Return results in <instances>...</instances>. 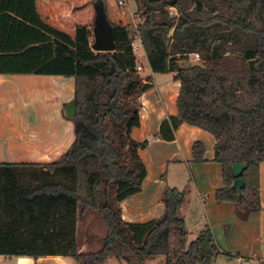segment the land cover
<instances>
[{
  "label": "trees",
  "instance_id": "trees-1",
  "mask_svg": "<svg viewBox=\"0 0 264 264\" xmlns=\"http://www.w3.org/2000/svg\"><path fill=\"white\" fill-rule=\"evenodd\" d=\"M46 1L61 17L58 32L49 24L57 19L43 8ZM94 1L0 0V73L73 76L76 103L74 139L59 159L0 162V256H62L75 264H104L109 257L143 264L156 256L163 264L208 262L220 251L207 225L185 246V221L178 216L185 190L166 185L157 218H122L121 203L140 191L147 173L138 151L148 140H133L131 131L140 125L138 97L151 83L140 77L131 43L139 38L153 73L173 72L180 83L177 112L160 122L156 136L172 141L181 124L211 134L223 183L214 199L232 203L244 220L260 208L264 0H136L137 25L126 4L102 0L113 51L90 47ZM10 26L25 41L7 45ZM37 53L44 57L35 59ZM194 53L201 63L180 64ZM191 151L193 163L205 161L200 141ZM234 163L244 164L240 196L231 187ZM88 211L105 226L95 251H81L76 235L77 220Z\"/></svg>",
  "mask_w": 264,
  "mask_h": 264
},
{
  "label": "crops",
  "instance_id": "crops-1",
  "mask_svg": "<svg viewBox=\"0 0 264 264\" xmlns=\"http://www.w3.org/2000/svg\"><path fill=\"white\" fill-rule=\"evenodd\" d=\"M52 2L48 4L46 1L47 5L43 8L47 10L49 17L51 12L54 13L57 24H49L55 26L51 28L53 31L58 32L60 28L58 25L62 24V20L58 10L53 9ZM42 21L45 23V19ZM16 28L10 26L6 34L7 45L14 46L25 41L23 33ZM49 34L52 37V32ZM92 42L93 37L90 38V45ZM138 50L143 52L142 47ZM43 57L44 54L37 53L35 59L40 60ZM137 65L141 67L140 72H144V66ZM148 70L149 72L142 77L144 81L150 79L151 87L138 97L140 125L131 131L133 140L137 142L148 140L147 146L138 151L147 173L140 191L121 203L122 218L127 222H145L162 214L161 194L166 185H171L168 184L166 176L164 179L161 178L162 174L159 172L151 177L149 166L152 167L154 159H157L161 169L164 166L166 171L169 166L174 168L173 178L176 184L173 187H181L184 180L189 186L188 199L178 209L179 214L186 206V214L182 217L186 225L189 219L186 216H190L191 212L195 213L194 209L196 211L199 208L198 206L192 209L191 205L197 203L200 205L202 222L210 228L214 243L220 251L213 256L210 264H225L226 260L238 264L243 259L248 260L250 264H264V163L259 165L260 208L250 212L247 218L242 220L236 215L232 203L217 202L214 199V191L222 186V177L219 164L213 161L215 139L211 134L197 127L181 124L176 129L172 141H164L156 136L160 122L177 112L176 98L180 83L173 78V72L153 73L149 65ZM74 87L73 76L0 73V144L6 145V151L12 159L8 162L44 164L60 158L74 139L73 121L64 113L65 105L73 99ZM149 135L154 137V142H158L164 148L159 155L157 152L152 155L149 151L152 144ZM160 141L168 145H163ZM195 141H200L205 147V161L202 163L191 161V148ZM210 166H214V171L215 168L218 170L216 174L209 175L207 182H197L193 186L191 170L195 173L202 167ZM0 264H72V262L62 256L37 258L0 256Z\"/></svg>",
  "mask_w": 264,
  "mask_h": 264
},
{
  "label": "rangeland",
  "instance_id": "rangeland-1",
  "mask_svg": "<svg viewBox=\"0 0 264 264\" xmlns=\"http://www.w3.org/2000/svg\"><path fill=\"white\" fill-rule=\"evenodd\" d=\"M122 2L124 4H126L129 9L130 12L132 14L133 17V22L135 25H137L138 23H140L142 21V19L139 17V13L137 10V1L136 0H122ZM135 55H136V60H137V64H142L144 66V72H140V70L138 71L140 77L143 79L142 75H144L145 73L149 72L148 70V65H147V61H146V57L143 54L142 51L140 50H136L135 51ZM180 64L183 66H187V65H191V64H198L201 63V61L199 60V57L196 58L194 56V54H190L188 56L182 57V59H180ZM149 137L151 138V147L149 148V151L151 152L152 155L156 154V152L158 153L157 155H159L161 153L162 150H164V148L162 146H160L158 144V142H154V137L149 135ZM159 141V140H157ZM163 145H168L166 144V142H162ZM4 143L0 144V161L2 162H8L11 159V157L8 155V151H6V145H3ZM167 147V146H166ZM167 150V149H166ZM168 152V151H167ZM156 157V156H155ZM159 161H157V159H154V165H152V167L149 166L150 171H151V177L154 174H157L158 172L164 176L167 177L168 180V184L171 186H175L174 184V168H172L171 166H169L167 168L166 171V167L164 166L163 169L160 168L159 166ZM213 165V164H211ZM214 166H210L209 168H205L202 167L200 169H198L197 171H195V173H193V171L191 170V173L193 175L194 178V184H196L197 182H201L204 181L207 182L208 181V176H213L214 174H216V172L218 171L216 168L214 171ZM219 169V168H218ZM166 172V173H165ZM166 174V175H165ZM183 184H181V187H178L180 189H183L186 191V197L185 200L188 199V188L189 186L185 183V180L182 181ZM223 185V183H222ZM222 187V186H221ZM194 201L196 199L192 198ZM200 208V205L197 204H192L191 207H193L192 209L198 207ZM186 206H184L178 216L183 217L186 212ZM197 209L194 212L195 213H190V216H186V218L188 219V224H185L186 227V231H187V235H186V240H185V246H187L197 235H199L204 229H205V225L202 222V214L200 213V209ZM105 235V226L101 220V218L97 215L96 212L93 211H88L86 214H84L83 216L78 218V230H77V238L80 244V250L83 248L84 250L81 251H95L97 249L100 248L101 246V238ZM213 258V257H212ZM212 258H210V260L208 262H203V263H196V264H210ZM72 264H75L72 260H71ZM164 262V258L162 256H156L153 258H147L144 260L143 264H163ZM119 261L114 258V257H109L105 260L104 264H118ZM122 264H126L124 262L121 261ZM225 264H233L232 261L226 260Z\"/></svg>",
  "mask_w": 264,
  "mask_h": 264
},
{
  "label": "water",
  "instance_id": "water-1",
  "mask_svg": "<svg viewBox=\"0 0 264 264\" xmlns=\"http://www.w3.org/2000/svg\"><path fill=\"white\" fill-rule=\"evenodd\" d=\"M95 23L93 27V42L90 47L94 51H113L116 47L113 40V28L108 23L102 0L94 1ZM76 112V103L71 99L64 107V113L67 117L73 118ZM244 168L243 163H234L231 167L234 177L231 187L236 190L237 194L241 195V190L244 186V180L241 177Z\"/></svg>",
  "mask_w": 264,
  "mask_h": 264
},
{
  "label": "built area",
  "instance_id": "built-area-1",
  "mask_svg": "<svg viewBox=\"0 0 264 264\" xmlns=\"http://www.w3.org/2000/svg\"><path fill=\"white\" fill-rule=\"evenodd\" d=\"M119 4H124L122 0H118ZM131 47L133 49V52L135 53L136 50H138L139 47H141L139 38L137 36H134V40L131 43ZM194 56L198 58V54L194 53ZM136 69L139 71L141 70V67L139 65L136 66ZM238 264H250L247 260H241Z\"/></svg>",
  "mask_w": 264,
  "mask_h": 264
}]
</instances>
